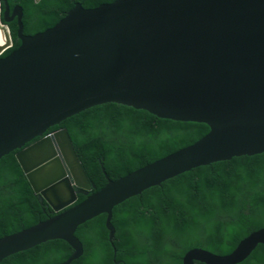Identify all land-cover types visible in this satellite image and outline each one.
Masks as SVG:
<instances>
[{"label":"water","instance_id":"obj_1","mask_svg":"<svg viewBox=\"0 0 264 264\" xmlns=\"http://www.w3.org/2000/svg\"><path fill=\"white\" fill-rule=\"evenodd\" d=\"M23 14L0 0V160L18 151L33 194L54 215L0 238V263L61 241L73 252L63 264H72L84 255L80 226L107 216L113 246L116 207L192 169L264 153V0L77 2L35 34L24 33ZM15 19L21 43L2 57ZM109 102L209 131L115 182L100 163L108 184L92 193L67 129L46 133ZM79 195L85 200L75 205ZM258 245L264 228L228 256L193 249L182 264H242Z\"/></svg>","mask_w":264,"mask_h":264},{"label":"trees","instance_id":"obj_2","mask_svg":"<svg viewBox=\"0 0 264 264\" xmlns=\"http://www.w3.org/2000/svg\"><path fill=\"white\" fill-rule=\"evenodd\" d=\"M7 1L12 9L17 4L23 7L24 33L35 34L55 25L77 2L91 8L114 0ZM17 26V20L9 23L13 46L2 57L21 43ZM61 128L67 129L96 188L92 193L108 184L100 163L115 182L192 145L209 131L204 124L161 119L114 102L83 110L46 134ZM17 152L0 160V238L54 215L33 194ZM84 200L79 195L75 205ZM106 219L100 216L76 230L84 255L72 264H182L193 249L228 256L247 236L264 228V153L192 169L116 207L114 247ZM72 253L66 243L53 241L0 264H63ZM242 264H264V245H258Z\"/></svg>","mask_w":264,"mask_h":264},{"label":"bare ground","instance_id":"obj_3","mask_svg":"<svg viewBox=\"0 0 264 264\" xmlns=\"http://www.w3.org/2000/svg\"><path fill=\"white\" fill-rule=\"evenodd\" d=\"M3 36L1 35V33H0V42H2L3 41Z\"/></svg>","mask_w":264,"mask_h":264},{"label":"flooded vegetation","instance_id":"obj_4","mask_svg":"<svg viewBox=\"0 0 264 264\" xmlns=\"http://www.w3.org/2000/svg\"><path fill=\"white\" fill-rule=\"evenodd\" d=\"M16 20V19H15ZM14 21V20H13ZM55 132V131H54ZM51 133H53V132H51ZM50 134V133H49Z\"/></svg>","mask_w":264,"mask_h":264}]
</instances>
